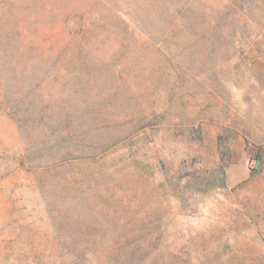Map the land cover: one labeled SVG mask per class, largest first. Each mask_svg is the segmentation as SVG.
Returning <instances> with one entry per match:
<instances>
[{"label":"rangeland","instance_id":"1","mask_svg":"<svg viewBox=\"0 0 264 264\" xmlns=\"http://www.w3.org/2000/svg\"><path fill=\"white\" fill-rule=\"evenodd\" d=\"M0 264H264V0H0Z\"/></svg>","mask_w":264,"mask_h":264},{"label":"water","instance_id":"2","mask_svg":"<svg viewBox=\"0 0 264 264\" xmlns=\"http://www.w3.org/2000/svg\"><path fill=\"white\" fill-rule=\"evenodd\" d=\"M260 162H261V160H260V159H258V160H257V162H256V168H258V167H259V164H260Z\"/></svg>","mask_w":264,"mask_h":264}]
</instances>
